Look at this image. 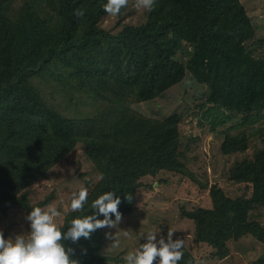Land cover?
Wrapping results in <instances>:
<instances>
[{"label":"trees","instance_id":"16d2710c","mask_svg":"<svg viewBox=\"0 0 264 264\" xmlns=\"http://www.w3.org/2000/svg\"><path fill=\"white\" fill-rule=\"evenodd\" d=\"M15 1L0 0V210L30 212V186L79 144L103 179L82 212L66 214L62 231L91 214V201L103 192L121 197L124 219L148 178L171 172L199 183L186 166L180 117H147L133 107L160 98L188 73L209 88L201 108L211 130L235 113L264 111V58L248 50L264 39L240 0H156L145 22L118 32L101 25L107 0H18L14 7ZM255 134L263 147L229 171L251 196L232 198L214 185L211 208L183 209L195 223V241L220 259L229 257L230 241L250 236L264 245V225L254 218L264 208V128ZM251 137L227 135L221 152L243 154ZM103 232L65 242L75 250L71 258L119 263L103 254ZM194 262L183 243L179 264ZM254 264H264V253Z\"/></svg>","mask_w":264,"mask_h":264},{"label":"rangeland","instance_id":"374dc122","mask_svg":"<svg viewBox=\"0 0 264 264\" xmlns=\"http://www.w3.org/2000/svg\"><path fill=\"white\" fill-rule=\"evenodd\" d=\"M240 1L256 29V36L264 39V0ZM134 3L135 0H128L119 14L106 15L101 21L102 27L118 32L126 24L139 25L145 22L148 12L138 11ZM13 5H19L18 0ZM248 50L255 57L264 58V46L249 43ZM208 94V86L199 84L188 73L180 84L170 88L160 98L133 105L136 111L147 117L162 120L173 115L180 117L182 150L186 151L188 158L186 166L199 183L171 172H161L155 178H148L147 186L138 193L136 210L122 219L116 229H104L103 254L120 261L113 264H123L122 257L129 251H135L144 242L143 239L140 241L138 234L149 230L157 235V239L160 235L166 237L168 232L173 233V239H183L184 245L194 257V264H254L264 253V245L248 236L228 242L230 255L220 259L209 245L195 241V223L184 217L183 209L212 207L210 191L214 185L229 197H250L251 188L233 183L229 179V171L236 162L252 158L255 151L263 147L262 135L255 133L264 128V111L235 113L228 123L213 131L209 122L203 118L205 111L201 108ZM244 132L252 136L249 149L243 154L225 156L221 152L225 137ZM97 174L85 153L84 145L79 144L39 182L30 186L27 191L30 204L43 207L55 202L61 212L57 218L59 227L71 211L69 205L72 194L78 192L81 186L88 188L89 193L97 182ZM28 213L27 209L16 206L7 212L0 210V231L5 238L29 231V221L26 219ZM254 218L264 225V208L255 210ZM108 231L113 233V241H119V247L114 250H109L112 241L105 237Z\"/></svg>","mask_w":264,"mask_h":264},{"label":"clouds","instance_id":"9594fccd","mask_svg":"<svg viewBox=\"0 0 264 264\" xmlns=\"http://www.w3.org/2000/svg\"><path fill=\"white\" fill-rule=\"evenodd\" d=\"M128 0H107L104 9L110 15L119 14ZM156 0H135L134 7L140 11L151 12ZM76 15L83 16L82 10ZM97 181L103 179V173L96 175ZM130 201V197L126 196ZM88 203V188L81 186L78 192L72 194L70 209L82 212ZM121 197L115 191H106L91 201V214L78 215L68 221V227L62 231L57 225V218L61 212L55 202L43 207H31L26 216L29 221V231L26 234H16L5 238L0 231V264H79L72 259L74 249L65 242H78L81 238L90 239L97 229H116L122 219L119 206ZM125 236L128 233H124ZM105 237L111 240L109 250L119 247V241H113V233L108 231ZM144 240L135 251H129L123 257V264H179L182 257L183 239H173V233L167 236L157 235L152 231L139 233Z\"/></svg>","mask_w":264,"mask_h":264}]
</instances>
